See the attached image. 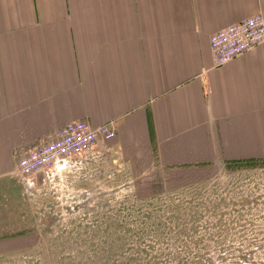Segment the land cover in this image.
Here are the masks:
<instances>
[{"label": "crops", "instance_id": "obj_1", "mask_svg": "<svg viewBox=\"0 0 264 264\" xmlns=\"http://www.w3.org/2000/svg\"><path fill=\"white\" fill-rule=\"evenodd\" d=\"M260 12L264 0H0V260L44 228V175L32 198L18 162L68 123L113 126L97 156L162 188L264 161V43L222 67L211 51Z\"/></svg>", "mask_w": 264, "mask_h": 264}, {"label": "rangeland", "instance_id": "obj_2", "mask_svg": "<svg viewBox=\"0 0 264 264\" xmlns=\"http://www.w3.org/2000/svg\"><path fill=\"white\" fill-rule=\"evenodd\" d=\"M109 162L43 190L37 243L0 264H264V161L214 165L164 188Z\"/></svg>", "mask_w": 264, "mask_h": 264}, {"label": "built area", "instance_id": "obj_3", "mask_svg": "<svg viewBox=\"0 0 264 264\" xmlns=\"http://www.w3.org/2000/svg\"><path fill=\"white\" fill-rule=\"evenodd\" d=\"M264 43V14L256 13L233 23L211 37V51L216 67H222L237 57ZM116 132L111 125L92 127L86 121L68 123L58 137L40 148L30 151L18 162V174L32 198L56 179L59 188L65 186V174L92 163L102 141H111ZM93 161L89 157H93ZM39 175H44L42 189L38 186Z\"/></svg>", "mask_w": 264, "mask_h": 264}]
</instances>
